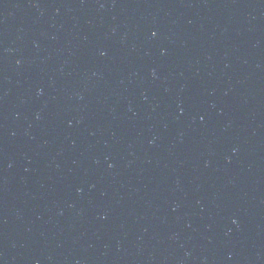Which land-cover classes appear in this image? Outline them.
<instances>
[{
  "label": "water",
  "instance_id": "water-1",
  "mask_svg": "<svg viewBox=\"0 0 264 264\" xmlns=\"http://www.w3.org/2000/svg\"><path fill=\"white\" fill-rule=\"evenodd\" d=\"M128 264H264V0H163Z\"/></svg>",
  "mask_w": 264,
  "mask_h": 264
}]
</instances>
